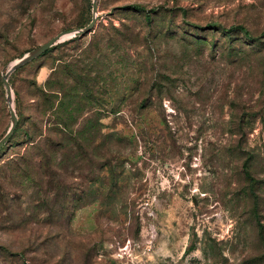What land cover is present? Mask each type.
I'll list each match as a JSON object with an SVG mask.
<instances>
[{
  "label": "rangeland",
  "instance_id": "obj_1",
  "mask_svg": "<svg viewBox=\"0 0 264 264\" xmlns=\"http://www.w3.org/2000/svg\"><path fill=\"white\" fill-rule=\"evenodd\" d=\"M95 1L8 76L0 264H264V0ZM92 2L0 0V139Z\"/></svg>",
  "mask_w": 264,
  "mask_h": 264
},
{
  "label": "water",
  "instance_id": "obj_2",
  "mask_svg": "<svg viewBox=\"0 0 264 264\" xmlns=\"http://www.w3.org/2000/svg\"><path fill=\"white\" fill-rule=\"evenodd\" d=\"M96 10H97V4H96V1L93 0V2H92L93 16H92V19L88 25H86L83 28L76 29L74 31H61V32L57 33L55 36L50 38L45 43L39 45L38 47H36L32 50H30L28 53L23 55L21 58H19L15 62H13L11 67L4 74V76L2 77V81L4 83L5 90H6V95H7V100H8L9 110H10L11 124H10L7 132L0 139V149L6 143V141H8V139L11 137V135H12V133L16 127L17 121H18V118H17L16 113L14 111V108L12 106V90H11L10 83L8 82V76L10 75V73L12 71L16 70L17 68L21 67L22 65L34 60L35 58L39 57L40 55H42L45 51H47L49 48H51L53 45H55V43L57 41H60L66 37H71L72 35L83 36V35L91 32V30L94 27L95 21H96V14H95Z\"/></svg>",
  "mask_w": 264,
  "mask_h": 264
},
{
  "label": "trees",
  "instance_id": "obj_3",
  "mask_svg": "<svg viewBox=\"0 0 264 264\" xmlns=\"http://www.w3.org/2000/svg\"><path fill=\"white\" fill-rule=\"evenodd\" d=\"M140 9L143 10L142 8H140ZM49 49H50V48H49ZM49 49H48V50H49ZM48 50H47V51H48ZM47 51H45L44 53H46ZM44 53H43V54H44ZM43 54H42V55H43Z\"/></svg>",
  "mask_w": 264,
  "mask_h": 264
}]
</instances>
